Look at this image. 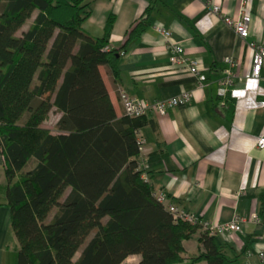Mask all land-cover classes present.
<instances>
[{
	"label": "trees",
	"instance_id": "1",
	"mask_svg": "<svg viewBox=\"0 0 264 264\" xmlns=\"http://www.w3.org/2000/svg\"><path fill=\"white\" fill-rule=\"evenodd\" d=\"M150 8L126 41L148 27ZM90 13L88 0H0V151L18 264L181 262L199 227L173 222L143 178L144 116L118 117L100 73L118 75L121 49H105L114 15L92 37L82 28ZM52 110L55 132L43 126ZM199 244L191 264L232 261L218 236L200 230Z\"/></svg>",
	"mask_w": 264,
	"mask_h": 264
},
{
	"label": "crops",
	"instance_id": "2",
	"mask_svg": "<svg viewBox=\"0 0 264 264\" xmlns=\"http://www.w3.org/2000/svg\"><path fill=\"white\" fill-rule=\"evenodd\" d=\"M88 1L91 13L82 24L83 30L101 37L112 13L108 47L124 52L118 57L117 76L106 66L100 67L118 117L124 114L119 89L144 103L183 91L192 94L187 105L144 116L138 129L144 144L138 157L143 160L139 162L143 178L154 194L166 193L170 202L203 221L220 223L242 218L240 231L219 238L229 245L224 251L232 260L230 264H259L257 251L264 247V147L255 144L264 136V63L259 78H252L253 52L248 43L264 42V0H247L249 36L244 40L209 8L211 2L224 14L237 16L241 0ZM148 5V27L140 36L126 41L128 28ZM156 25L171 32V39L184 48L187 57L197 59L205 75L201 86L187 70L171 64L165 40L154 29ZM225 58L235 62L230 68L234 85L223 91L219 81L228 67ZM57 115L59 118L61 113ZM6 187L0 151V264H18L19 243L10 224ZM254 212L261 223L249 220ZM199 236L197 228L183 241L184 259L175 264H191V257L201 250ZM130 258H135L132 264L140 260L139 255H131L121 264Z\"/></svg>",
	"mask_w": 264,
	"mask_h": 264
},
{
	"label": "built area",
	"instance_id": "3",
	"mask_svg": "<svg viewBox=\"0 0 264 264\" xmlns=\"http://www.w3.org/2000/svg\"><path fill=\"white\" fill-rule=\"evenodd\" d=\"M246 3L247 0H241L237 16H229L224 14L218 5L211 2H209V8L211 12L218 14L222 21L227 26L232 28L234 33L239 38L244 40L249 36L250 22V17L245 12ZM154 29L165 40V49L168 52V58L171 64L176 66L177 68L187 70L189 73L195 76L198 85L201 86L205 80V75L201 72L197 59L189 58L185 55L184 48L179 43L171 39V32L168 29L158 25L154 26ZM248 46L253 52L250 76L257 79L260 76L261 65L262 63H264V42L250 41L248 43ZM108 48L109 47H105V49ZM123 54L124 52L121 50L119 52V55ZM224 62L228 67L223 69V76L219 81L223 91H225L228 87L234 85V74L232 73L230 68L235 64V62L231 58H225ZM118 94L124 114L130 117H143L146 116L149 112L165 114L167 109L187 105L192 100V94L189 91H183L178 95L162 100H156L151 103H144L134 99L124 89H119ZM137 143L139 155H141L144 150V144L140 136H138ZM255 146L257 148L264 147L263 135L257 139ZM141 161L143 162V160H140L139 162ZM154 195L156 196L157 200L164 204L165 208L169 211L172 216L173 222L184 221L191 225H197L201 231H205L209 235L218 237L224 234L234 233L241 230V223L243 222L242 218L235 217L228 222L209 223L201 220L200 216L184 210L183 208L170 202L166 193L160 192L159 194ZM249 220L254 224L261 223V219L256 212L251 214ZM262 225V235L264 236V222H262ZM257 258L259 264H264V247L257 251Z\"/></svg>",
	"mask_w": 264,
	"mask_h": 264
},
{
	"label": "rangeland",
	"instance_id": "4",
	"mask_svg": "<svg viewBox=\"0 0 264 264\" xmlns=\"http://www.w3.org/2000/svg\"><path fill=\"white\" fill-rule=\"evenodd\" d=\"M32 22V17L27 20V23L25 24V26H23L18 32L17 35H20L21 32L23 30H26L28 28V25L31 24ZM58 118L57 112L55 110H52L49 115L48 118L43 122V126L49 128L51 131H56L55 130V124H56V120ZM31 166V162L27 165V168ZM135 262V258H130L128 259V262H125L123 264H132Z\"/></svg>",
	"mask_w": 264,
	"mask_h": 264
}]
</instances>
